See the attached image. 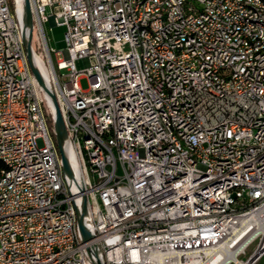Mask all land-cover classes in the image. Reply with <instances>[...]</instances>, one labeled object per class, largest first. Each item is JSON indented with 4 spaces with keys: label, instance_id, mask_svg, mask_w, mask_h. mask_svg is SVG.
<instances>
[{
    "label": "built area",
    "instance_id": "1",
    "mask_svg": "<svg viewBox=\"0 0 264 264\" xmlns=\"http://www.w3.org/2000/svg\"><path fill=\"white\" fill-rule=\"evenodd\" d=\"M204 1L209 11L183 0H29L33 56L74 156L69 178L54 109L22 42L24 0H0V155L13 161V171L0 165V264H94L90 246L102 264H188L192 250L207 264L256 231L264 217V32L256 31L264 6ZM47 24L64 27V50L50 46ZM136 34L151 47L148 73L139 71ZM169 125L183 145L170 141ZM82 195L89 242L77 225ZM261 243L248 259L264 255Z\"/></svg>",
    "mask_w": 264,
    "mask_h": 264
},
{
    "label": "bare ground",
    "instance_id": "2",
    "mask_svg": "<svg viewBox=\"0 0 264 264\" xmlns=\"http://www.w3.org/2000/svg\"><path fill=\"white\" fill-rule=\"evenodd\" d=\"M191 5V11H209V4L204 0H183ZM256 3H261L264 6V0H251ZM261 19H264V11H261ZM256 31L264 32V22H256ZM136 46L138 47V63H139V71L140 73H148L150 70V54L151 47L146 41L144 34H136ZM238 51H245V44H238ZM35 62L40 72L42 73L45 80H47V73L42 65L41 61L35 57ZM254 60V52L245 53V61ZM149 92L150 93H158L157 83H149ZM175 104H167L166 105V113H174ZM169 133H170V141L174 142V145H183V138L180 133H178L177 125H169ZM259 148H264V139H259ZM65 153L71 163V166L75 170L74 156L69 147L65 148ZM0 165H2L5 171H13V161L10 156H1L0 155ZM252 218L256 219L255 216ZM249 219V218H247ZM246 219V220H247ZM257 229L256 231L250 233L247 237H245L241 242L237 243L235 248L231 250L222 249L221 258L223 260L220 261V257H216L207 264H226L228 262H234V264H246L245 261H241L238 259V255L245 247L246 243L250 240H253L256 236L262 235V245L264 244V217L257 219ZM225 253V257L223 255ZM209 254V253H208ZM207 254V255H208ZM217 255V254H216ZM215 255V256H216ZM261 255L258 260L262 257ZM168 264H175V262H168ZM188 264H201V252L199 250L188 251Z\"/></svg>",
    "mask_w": 264,
    "mask_h": 264
},
{
    "label": "water",
    "instance_id": "3",
    "mask_svg": "<svg viewBox=\"0 0 264 264\" xmlns=\"http://www.w3.org/2000/svg\"><path fill=\"white\" fill-rule=\"evenodd\" d=\"M32 15L29 0H24L23 5V31H22V42L25 48L27 61L32 75L34 76L36 82L45 93L49 99L53 109H54V121H53V135L56 143V147L59 153V158L61 162V168L64 175L69 178H73V169L71 163L65 153V142L67 138L66 129L63 124L61 112L57 104L56 98L52 90L47 85L43 75L41 74L39 68L36 65L32 47ZM234 196V195H233ZM87 214V198L85 195H82V204L80 211L77 212V225L83 242H89L92 240V234L87 229L85 225V216ZM87 252L89 255H92L95 259L94 264H102L98 251L95 246L87 247ZM257 254L252 255L246 262L250 264L257 259Z\"/></svg>",
    "mask_w": 264,
    "mask_h": 264
},
{
    "label": "rangeland",
    "instance_id": "4",
    "mask_svg": "<svg viewBox=\"0 0 264 264\" xmlns=\"http://www.w3.org/2000/svg\"><path fill=\"white\" fill-rule=\"evenodd\" d=\"M64 27L59 25H52L50 27L49 24L46 25V32L49 39V44L56 50H64L65 45L63 42V35H64ZM75 66L78 70L83 68V62L81 60L75 61ZM80 86L85 89L88 86V82L85 78L80 80ZM263 240L262 237H258L255 241L252 242L246 249L244 254L238 255V259L241 261H246L248 257L252 254L256 246ZM233 264V263H231ZM253 264H264V255Z\"/></svg>",
    "mask_w": 264,
    "mask_h": 264
}]
</instances>
